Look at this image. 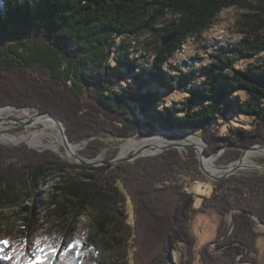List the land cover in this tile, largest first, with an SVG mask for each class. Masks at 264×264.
Instances as JSON below:
<instances>
[{
	"label": "trees",
	"instance_id": "obj_1",
	"mask_svg": "<svg viewBox=\"0 0 264 264\" xmlns=\"http://www.w3.org/2000/svg\"><path fill=\"white\" fill-rule=\"evenodd\" d=\"M229 7L243 12L228 39L197 44V55L169 65L190 37L200 38ZM173 34L177 38L164 46ZM165 94L182 98L166 106ZM5 106L37 107L68 128L76 121V133L67 129L71 140L108 123V132L125 139L175 129L201 136L209 156L222 149L241 155L264 144V0H0V108ZM15 158L33 161L18 166L10 162ZM160 159L85 168L50 151L0 142V209L20 207L52 176L65 175L39 229L56 232L88 211L93 228L84 229L79 247L49 256L48 264H132L130 248L140 243V227L149 232L146 242L158 241L149 264L169 263L179 244L192 264L198 216H217L219 239L228 232L226 218L239 209L232 235L220 245L225 249L212 253L203 246L200 257L203 264H236L245 252V260L256 263L264 233L248 214L264 223V174L213 182L212 194L197 208L187 185L208 178L177 150ZM163 195L173 201L170 213L154 203ZM99 245L109 252V263L101 262Z\"/></svg>",
	"mask_w": 264,
	"mask_h": 264
},
{
	"label": "rangeland",
	"instance_id": "obj_2",
	"mask_svg": "<svg viewBox=\"0 0 264 264\" xmlns=\"http://www.w3.org/2000/svg\"><path fill=\"white\" fill-rule=\"evenodd\" d=\"M242 12L243 10L238 7H229V8L223 9L217 16L213 26L210 29L204 31L200 38L190 37L187 40V42L183 45L182 49L179 50V52H177L174 55L169 65H174L175 63H181L182 61H186L189 58H192L195 55H197L199 52V49L197 48V44L198 45L206 44L207 42L214 41L216 37L220 39L221 38L228 39V37L232 35L231 29H232V25L234 21L237 19L238 15ZM256 61L262 62V58L257 59ZM245 63L246 64L252 63V60H247ZM43 88L44 90L42 91H49V89H47L46 86H43L42 89ZM50 92L52 93V91ZM181 98L182 97L179 96V94L163 95V99L165 100L166 106L171 104V102L173 101L181 100ZM5 107L8 108L9 106H5ZM5 107H1L0 110L4 109ZM12 107L14 106H10V108ZM18 109H22V110L28 109L32 113L37 112L40 117H41L40 113H48V112L41 111L37 107H32V106L28 108H17L15 110L17 111ZM92 119H89V120L91 121ZM0 120L5 125L11 126V128L8 130V133L13 136L24 134L27 131V127H25L26 125L22 124L25 121L27 122L26 117L24 116L23 117L11 116V118L9 119L11 120L10 121L11 123L7 122V120L5 119L4 120L0 119ZM62 122L64 124L63 128L65 127L64 129L66 131L67 139L69 140V145L71 143V144H77L79 146V151H78V155H80L78 156L79 159H74L75 161H71L65 156L66 154L64 153H66L67 148H65L66 146L64 142L62 144L64 147L63 146L61 147L62 151H57V150H54L48 147L51 143L50 139H45L44 145H42V147H32L29 143H22V144L19 143L15 146L25 145L27 148L38 151L40 153L45 152V151H50L56 154L57 156H59L62 159V161L65 163H68L70 165L82 166L85 168L111 166V165H129V166L139 165L140 166V165H144L145 164L144 162H147V161H153V162H155L154 160L161 161L160 159L161 155L166 154L167 152L171 150H177L174 148H170V149H167L155 155L138 154L137 156H139V158L136 157L132 161L123 162L120 164H106L107 162H110L114 159L128 158L136 154V152H133L127 157L119 156L121 152V146L127 140L131 138H137L140 140L150 139L154 135L160 134V131H162L161 133H163V132H169L166 130H175V129H165V130H159V131H144L134 136H131L128 139H125V138H121L117 136L113 132H108V130L111 129V125L107 123L104 126L108 130L106 129L101 130L97 128L98 133L96 134L94 130H91V131L89 130L88 135L90 136L83 138V139L71 140L68 136V131H69V128L71 127V133H73V131L76 133L75 131L77 129L76 124H75L76 121L73 122L72 120V123L69 125V128L67 127L64 121ZM177 131H180V130H177ZM91 133L94 135H91ZM179 133L191 135V136L197 137L200 140H202L205 144V147H203V150L204 148L206 149L207 157H211V156L218 157L219 155V159L216 165V167L218 168H224V167L229 166L232 163H236L240 159L243 153L242 151L241 155H237L234 149H228V150L222 149L217 155L209 156L207 154L208 143L201 136L195 135L193 133L183 132V131H180ZM0 134L4 135V133H0ZM62 139H63V135H62ZM171 139L176 140L177 137L172 136ZM0 142L6 145H9V146H14L2 140L1 136H0ZM187 144H190V143H187ZM191 145H194L195 147H197L195 144H191ZM258 145H264V144H258ZM177 151L182 155V158L184 161H188L192 159L193 161H195V165L199 168V160H198L197 152L190 150V149H186L184 148V146L180 147V150H177ZM71 152L73 153V156L76 154L72 149H71ZM32 161L33 159L30 161L24 160V162H21L19 159L15 158V159H11L10 162L17 164L18 166H21L27 163L28 164L32 163ZM82 162H87V163L94 162V163H97V165L96 166L83 165ZM254 165H264V157L256 158ZM77 171L80 172V170H77ZM254 173H256L257 175H263L264 171L256 170V169H241L230 177H233V176L237 177L241 175L247 176V175H251ZM73 174L74 172L72 170H69V174L67 176H73ZM64 176L65 175L52 176V178L48 179L42 185L41 189L37 193H35L31 198L26 197L23 200V203L20 207H4L0 209V214H2L1 216H3L2 218H0V242H4V241L8 242L7 246L4 245L3 243H0V264H13L14 261H15L14 264H32V263L36 264L37 258L42 255L41 250L42 249L49 250L48 246H52L54 248L59 249L60 254L58 256H61L68 251L67 245H70L73 243L81 244L80 237H82V234L86 232L84 229H86L87 232H90L92 230L93 224H92V218H91V211H88L85 217L72 219L71 221L67 223L66 226L64 225L61 229H59L56 232H51L48 229H43V228L39 229L40 223L43 220L45 210L47 209L46 206L48 207L51 200L58 194L54 188L56 184L59 183L62 178H64ZM208 180L209 182L190 181L189 185H187L189 189L188 192H191L192 194L195 195V206L197 208H199L202 204V197H208L212 194V190H213L212 183L214 181L210 180L209 178ZM129 200H130V197H129ZM154 203L157 209L161 212L170 213L174 210L172 199H169V197L166 195H163V196H160L159 198L154 199ZM26 205L31 207L30 212L29 213L21 212V208ZM129 210H130V215H131L130 217L131 223L134 224L135 219H134V213H133L131 204H130ZM230 215L226 218L227 223H228L227 224L228 229H229V223H230ZM26 217H30L31 219L30 223L28 224H26L25 222ZM219 223H220L219 219L214 214L199 215L198 218L194 221V224H193L194 233L197 237L198 244H197V252L195 254V258L192 264H203L201 257H200L201 256L200 253L202 251L203 246L206 247L212 253H219L220 251L225 249L224 248L222 250H219L222 247H224V246H221L220 248V245L223 243L221 240L224 237L219 238V239L217 238V228H218ZM258 230L261 233H264V227L258 226ZM139 231H141L140 233L141 240H140L139 245L134 246L132 242V246L130 248L132 264H149L150 259L152 258L155 252L154 245H157L158 241H156L155 237H152L153 241L146 242L145 236L149 232L145 230L143 227H140ZM55 236L58 237L56 242L53 241V238ZM257 245L259 249V254L257 255L256 263L251 262V261H246L244 258L245 252H242L236 257V264H264V236L258 239ZM178 247L179 248L176 251L171 252L170 262L167 264H189V258H188V255L186 254L185 246H183L182 244H179ZM97 249H98L97 251H98L99 258L101 259V262L109 263L110 261L109 252L105 251L102 245H99ZM37 252H39L38 256H36Z\"/></svg>",
	"mask_w": 264,
	"mask_h": 264
},
{
	"label": "bare ground",
	"instance_id": "obj_3",
	"mask_svg": "<svg viewBox=\"0 0 264 264\" xmlns=\"http://www.w3.org/2000/svg\"><path fill=\"white\" fill-rule=\"evenodd\" d=\"M11 116L26 117L27 124L25 127H27V131L24 134L13 136L8 133V130L11 128V126L5 125L0 120V133H4V135L0 134L2 140L11 142L13 144L29 143L32 147H42V145H44V140L50 139L51 143L48 147L57 151H62V144L63 142L65 144L67 141V145L65 144L67 146L66 153H64L66 154L65 156L71 161H75L74 159H79V146L77 144L71 143L69 145V140L64 136L62 139L63 131H65V127L63 128V123H58L49 116L41 115L40 117L37 112L32 113L28 109L16 111L15 109L8 107L0 110V119L8 120L11 118ZM172 136H176L177 139L172 140ZM170 143L176 144L179 147H183L185 144L189 145L187 143H190V145L195 144L197 146L196 149L198 153H201L203 151V147H205L204 142L197 137L179 132H160V134H156L150 139L140 140L137 138H131L127 140L122 144L119 156L127 157L133 152H136L134 156L138 158V154L155 155L161 153L163 149H165ZM70 148L77 154L74 155L75 157L73 156ZM259 157H264V148L258 147L256 150L247 151L244 156L236 163H232L224 168L216 167L217 161L219 159L217 156L204 157L202 159V164L206 169L209 170L211 175L221 176L233 173L235 168L239 165L242 167L254 165L255 159ZM38 255L39 252L36 253V256Z\"/></svg>",
	"mask_w": 264,
	"mask_h": 264
},
{
	"label": "water",
	"instance_id": "obj_4",
	"mask_svg": "<svg viewBox=\"0 0 264 264\" xmlns=\"http://www.w3.org/2000/svg\"><path fill=\"white\" fill-rule=\"evenodd\" d=\"M176 38H177V35H176V34H173V35H170V36L165 37V38L163 39V45H164V46L169 45V44H170L171 42H173ZM9 107H10V106H9ZM5 108H6V107H5ZM12 108L17 109V108H15V107H12ZM18 110H22V109H18ZM40 114H41V115H44V116H49V117L53 118V119H54L56 122H58V123H63V122L60 121L57 117H55L54 115H52V114H50V113H40ZM10 121H11V120H9V119L7 120V122L11 123ZM20 123H22V122H20ZM22 124L26 125L27 122L25 121V122H23ZM63 125H64V124H63ZM166 131H169V132H180V131H177V130H166ZM65 132H66V131H63V136H64L65 138H67ZM160 132H162V131H160ZM8 143H9L10 145H14V146L17 145V144H13V143H11V142H8ZM66 143H67V141H66ZM66 143H65V144H66ZM66 145H67V144H66ZM66 145H65V146H66ZM258 147H260V148H264V145H256V146L250 147L249 149L243 151V153H242L240 159L244 156V154H245L247 151L256 150ZM65 148H67V146H66ZM170 148H174V149L180 150V147H179L178 145L173 144V143H170V144L167 145V147H166L165 149H163V151H165V150H167V149H170ZM184 148H186V149H190V150H193V151L197 152V149H196V147H195L194 145H190V144H189V145H185ZM197 154H198V160H199V168H200V170L202 171V173H203L206 177H208L210 180H212V181H214V182H220V181H222V180H225V179L229 178L230 176L234 175L236 172H238V171L241 170V169H256V170L264 171V165H251V166H247V167H242V166L239 165V166H237V167L235 168L233 174L230 173V174L221 175V176H213V175H211V173L209 172V170L206 169V168L204 167V165L202 164V159H203L204 157H207V156H206V149L204 148V150H203L201 153H198V152H197ZM218 157H219V155H218ZM135 158H136V157H135L134 155H133L132 157H128V158H117V159H114V160H112V161H110V162H107L106 164H120V163H123V162L132 161V160H134ZM240 159H239V160H240ZM82 164H83V165H92V166H96V165H97V163H94V162H91V163L82 162ZM240 212H242V210L237 209V210H234V211L231 213V215H230V223H229L228 233H227V234L224 236V238L221 240L222 242L226 241V240L232 235V233H233V231H234V229H235V226H236L235 216H236L237 213H240ZM248 215H249V216H250V217L256 222V224H257L259 227H264V223L258 221V220H257V217H255V215H253L252 213H249ZM221 241H219V242H221ZM224 248H225V246L222 247V248L219 249V250H222V249H224Z\"/></svg>",
	"mask_w": 264,
	"mask_h": 264
},
{
	"label": "snow or ice",
	"instance_id": "obj_5",
	"mask_svg": "<svg viewBox=\"0 0 264 264\" xmlns=\"http://www.w3.org/2000/svg\"><path fill=\"white\" fill-rule=\"evenodd\" d=\"M0 243H3L6 246L8 244L7 241L0 242ZM79 246L80 245L78 243H73V244L67 245V249L68 250H74ZM41 252H42V255L37 258L36 264H48V257L49 256L56 257L60 254V250L57 248H54V247L51 248L50 250L42 249ZM53 264H54V261H53Z\"/></svg>",
	"mask_w": 264,
	"mask_h": 264
},
{
	"label": "built area",
	"instance_id": "obj_6",
	"mask_svg": "<svg viewBox=\"0 0 264 264\" xmlns=\"http://www.w3.org/2000/svg\"><path fill=\"white\" fill-rule=\"evenodd\" d=\"M197 183V182H196ZM186 191H188V188L186 189Z\"/></svg>",
	"mask_w": 264,
	"mask_h": 264
}]
</instances>
